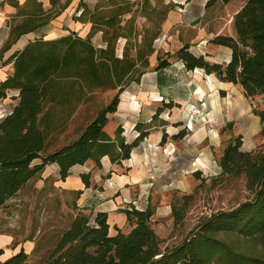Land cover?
<instances>
[{"label":"trees","instance_id":"1","mask_svg":"<svg viewBox=\"0 0 264 264\" xmlns=\"http://www.w3.org/2000/svg\"><path fill=\"white\" fill-rule=\"evenodd\" d=\"M7 1L17 10L9 22L3 49L21 35L43 27L70 4V0H48L50 6L44 8L42 0H24L22 4ZM215 1L207 0L206 5ZM174 6L165 0H94L93 4L78 0L75 13H79L73 14L72 20L89 24L85 36L69 31L53 39L36 38L8 58L13 71L0 82V98L7 90H17V101L0 119V208L47 164L56 163L59 179L65 180L73 165L89 159L100 167L105 155L118 164L130 157L133 148L149 134L147 124L135 123V135L129 142L121 136L119 126L113 138L104 127L117 110L121 92L129 84L139 83L148 71L161 25ZM138 18L143 19L140 27ZM232 25L233 36L218 34L210 40L230 48L227 63L195 55L189 44H184L174 53H157L154 70L168 67L175 57L186 70L199 68L220 81L238 84L247 97L264 95V0H245L234 13ZM97 32L104 46L92 43ZM119 39L124 41L120 53ZM95 90L114 92L75 138L48 150L49 134L63 131L69 117ZM173 106L177 104H162L163 108ZM161 110L157 107L152 119ZM255 114L262 123L260 147L243 150L242 136H231L218 157L220 171L213 178L242 176L251 199L205 216L180 243L164 249L150 226L151 206L123 209L133 227L128 233L115 228L114 235L109 234L105 212L92 217L91 211L79 210L38 264H264V111ZM185 133L181 129L172 137L182 138ZM165 136L160 142H165ZM193 175L199 177L200 171ZM81 178L87 186L88 176L82 174ZM186 196L172 199L174 224L183 218ZM3 252L0 248V256ZM28 258L21 248L0 264H27Z\"/></svg>","mask_w":264,"mask_h":264},{"label":"crops","instance_id":"2","mask_svg":"<svg viewBox=\"0 0 264 264\" xmlns=\"http://www.w3.org/2000/svg\"><path fill=\"white\" fill-rule=\"evenodd\" d=\"M46 1L47 4L46 6L43 5L44 8L50 6L48 0ZM231 1L222 3L220 0H216L213 4L207 6V0H165L166 3L172 2L175 6L169 11L161 25V34L156 39L157 41L155 40V47L156 43L163 39V43L169 42L171 44V47L162 50L163 53H174L182 45L189 44V50L195 55L202 54L209 61L227 63L231 56L230 48L213 44L210 40L218 34L234 35L232 17L237 10L231 15L229 14L228 20L226 18V15H228L226 6ZM18 2L22 4L24 0H18ZM42 2L44 4V0ZM222 8L226 9L225 12L223 11V15L220 13ZM16 10L17 8L12 6L9 1L0 0V82L12 74V62H9L8 58L14 52L21 50L26 43L36 38L53 39L47 38V31L44 29L46 26L52 27L50 23L35 31L21 35L10 47L3 49L2 46L9 34V22ZM82 24H87L89 30L88 23ZM67 33L69 31L61 33L55 38ZM120 41L123 40L119 39L117 49ZM162 48V46L156 47L155 52L160 51ZM155 59V56L154 59H152V55L150 56L148 71L142 75L139 83L133 82L121 92L117 110L109 115L104 131L113 138L115 129L119 126L121 136L129 142L135 135V123L142 122L149 125L150 121L153 120L152 116L155 109L160 107L162 110L154 118L158 130L155 132L149 131L145 141L143 139L139 142L131 151L130 157L122 160L120 164L111 163L109 157L105 155L100 159V167L95 166V162L90 159L83 164L73 165L65 180L59 179L56 163L47 164L40 174L38 189L42 188L44 192H50L54 185L63 194H74L75 199L72 205H75L76 212L79 210L87 213L91 211L92 217L97 212H105L110 235L116 233L115 228L123 233H128L133 227L122 211L125 208L128 209L131 203L138 209H142V206L145 208L147 205L151 206L152 209L153 206H161L164 214L171 213L172 199L176 197L175 195L180 187L184 188V185H182L184 182L183 174L186 173L187 178H195L194 172L190 171L195 163L201 164L199 167L206 166L208 169L215 167L217 171H220L218 163L212 162L213 155L210 145L211 140L215 138L210 134V132H213L212 129H209L206 125L207 121H210L207 115L199 118L203 121L202 123L198 121L199 119L194 123L192 120L187 121L189 112L180 117L171 109L185 104L190 107L194 99L206 101L204 95L209 91H213L211 97L216 100L220 90H223V85L229 83L220 81L213 74H206L199 68L186 70L183 63L175 57L171 58V64L168 67L154 70ZM136 85H139V89L136 88ZM15 96H17V90H7L6 95L0 98V119L10 112L12 106L16 103ZM166 102H172L177 106L163 108L162 104ZM142 103L145 104L143 106L146 107V112L142 111ZM185 122L190 126L186 124L188 129H184L186 133L182 137V141H186L188 146L183 148L184 153L182 152L179 155V151L185 146V142L179 143L173 140V143L160 142L162 137L160 128L169 127L170 129L166 130V133L172 136L183 129L182 125ZM197 122L201 124L197 125ZM177 123L180 124L177 125ZM207 138L209 139L207 140ZM204 140L206 142L210 141V143L203 144ZM190 143L198 144V146H193ZM241 149L249 151L253 148L248 144L245 145L242 141ZM179 158H181V161ZM82 174L88 176L87 186L82 181ZM31 181L23 187L32 185ZM78 190H80V193L76 195L75 192ZM157 199H160L158 205L156 204ZM153 211L157 213V207ZM12 226L13 224L8 223L9 228ZM2 228L3 226L0 227V230ZM13 240L14 237L11 233L0 232V248L4 251L0 256V260L12 255L21 248L27 253L34 251L33 239L28 238L25 242L18 243H13Z\"/></svg>","mask_w":264,"mask_h":264},{"label":"rangeland","instance_id":"3","mask_svg":"<svg viewBox=\"0 0 264 264\" xmlns=\"http://www.w3.org/2000/svg\"><path fill=\"white\" fill-rule=\"evenodd\" d=\"M244 1L232 0L226 6L228 10V15H226L227 20L229 14L231 15L236 11ZM87 2L92 4L94 0H87ZM77 3L78 0H70V4L62 11L63 13L61 12L62 14L60 13L61 15L59 14L52 19L53 22L51 20L45 24L48 25L51 23L52 26H46L44 28L47 31V38H55L59 34L66 33L70 30L76 31L81 36L87 33V24L83 25L82 22L78 23L77 21L71 20L73 14L78 15L79 13H75ZM46 4L47 1L44 0L43 5L46 6ZM223 11L225 12L226 9L222 8L220 11L221 15H223ZM142 21L143 19L138 18L137 22L139 27ZM91 41L95 46H104L100 32L95 33ZM122 45L123 41H120L117 49L118 53L121 52ZM161 46L163 47L160 50L161 52H154L152 59H154V56L156 57L157 53L161 55L166 54V52L163 53L164 48L171 47V44L169 42L163 43V39H161L156 43V47L159 48ZM204 79L206 80L205 77ZM136 86L139 89V85ZM113 92L114 90H95L89 100L82 102L77 111H74L75 113L69 117L68 124L63 131L49 134L47 137V149H55L73 139L84 124L95 115L98 109L108 102ZM212 92H206L204 95L206 101L194 99L190 107H188V104H185L171 109L179 114L180 117L189 112L190 116L188 115L187 121L190 122L192 120L194 123L202 116L207 115L210 121H207L206 125L209 129H212L213 132H210V134L215 138L211 140L210 145L213 155L212 162L218 163L217 156L219 157L231 136L240 134L245 145L248 144L253 149L260 147L263 142L260 133L262 123L259 116L255 114V111H264V95L258 94L247 97L238 84L230 83L223 85V90H220V94L218 93L216 100L211 97ZM143 105L145 104L142 103ZM142 111L146 112V107L143 106ZM198 121L201 120L199 119ZM227 122H230L231 125L228 126ZM155 123V119L150 121L149 125H147L149 131L155 132L158 130L157 124ZM201 123L197 122V125ZM186 124L190 126V124L185 122L182 125L183 129H188ZM169 129V127L160 128L162 135H166L165 141L168 143H173L172 140L179 143L185 142V146L180 147L179 155L182 152L184 153L183 148H187V142L182 141V138H173L170 136L166 133V130ZM209 143L210 141L206 142L205 140L203 142V144ZM191 145L198 146V144ZM179 160L181 161V158ZM199 166L201 164L198 165L195 163V166H192L190 170L191 172L200 171L199 177L187 178V174H183L184 182L182 185H184V188L180 187L178 193L175 195L181 199L184 195H187V198L183 199L184 212L182 220L174 224L171 213L164 214L161 206H153L152 210L157 207V213L153 211L150 217V226L159 237L162 249L171 248L180 243L205 216L219 210L233 208L239 203L252 198V193L246 189L242 176L222 177L213 180L219 171L215 167L208 169L206 166ZM39 179L40 175L32 179V185L23 187L11 201L0 208V227L3 226L0 232L5 231L11 233L14 237L13 243L25 242L28 238L34 240L36 249L28 253L29 258L27 264H38L46 258L56 237L68 226L73 214L76 212L72 205L75 199L74 194H63L54 185L50 192H44L42 188L38 189ZM157 200L156 204L158 205L160 199ZM129 205V208L131 206L135 208L134 204L131 203ZM177 206H179L178 203ZM142 209H144L143 206ZM8 223L13 224V226L9 228Z\"/></svg>","mask_w":264,"mask_h":264},{"label":"built area","instance_id":"4","mask_svg":"<svg viewBox=\"0 0 264 264\" xmlns=\"http://www.w3.org/2000/svg\"><path fill=\"white\" fill-rule=\"evenodd\" d=\"M130 209V208H129Z\"/></svg>","mask_w":264,"mask_h":264}]
</instances>
